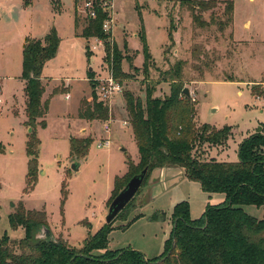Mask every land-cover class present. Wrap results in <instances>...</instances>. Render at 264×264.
<instances>
[{"label": "rangeland", "instance_id": "374dc122", "mask_svg": "<svg viewBox=\"0 0 264 264\" xmlns=\"http://www.w3.org/2000/svg\"><path fill=\"white\" fill-rule=\"evenodd\" d=\"M53 1L0 0V238L5 234L13 240L25 236L23 227L12 229L9 223V214L22 201L28 209L45 210L54 236H63L73 247L80 248L106 223L115 178L127 171V158H139L133 131L124 122H130L125 100L129 91L145 100L147 86H155L154 95H167L170 84L162 81L161 72L183 60L186 88L197 98L194 116L197 127L205 123L217 128L233 125L246 135L259 122H264V112H261L264 110V0H235L234 33L231 26L224 32L215 25L197 28L192 11L181 0H111L114 18L111 34L130 57L124 61V70L131 77L122 82L123 93L111 103L115 120L109 130L105 129V122L85 121L78 116L81 100L86 98L92 102L93 96L98 94V85L110 75L104 45L97 38L76 37L75 0H62L63 4L60 0L56 8ZM85 1L79 0L75 8V15L78 12L80 18L78 33L86 24ZM54 8L64 11L58 14ZM214 10L221 15L222 8ZM204 17L210 20L211 11ZM171 19L175 26L173 42L169 38ZM247 22L250 25L247 26ZM49 25L51 28L56 25L61 43L59 54L45 66L46 75L50 77L44 83L49 94L57 87L63 89L64 84L69 85L66 91L51 99L48 124L38 128L42 141L40 170L36 185L26 193L29 158L27 117L22 100V53L26 36L33 38L31 36L42 33ZM142 33L153 57L149 76L143 71ZM196 47L198 58L193 55ZM90 71L96 82L94 88ZM228 79L235 81H226ZM253 87L259 88L262 94L255 95ZM239 90L243 93L239 94ZM67 93L70 98H66ZM261 127L263 129L264 124ZM74 136L93 139L88 155L80 160L78 171L72 168L76 158L70 155V137ZM104 138L111 140L109 147L101 144ZM212 148L209 143L198 142L196 154L210 159ZM229 155L231 159L235 157L233 149ZM64 182L68 190L66 199L62 191ZM182 200L190 201L191 216L198 218L208 196L198 185L181 182L156 203L147 205L142 211L144 215L130 227L112 231L109 247L114 250L131 247L148 258L159 257L173 229L172 205ZM140 201L141 198H137L135 209ZM157 209L165 210L164 220L152 218ZM244 209L253 216L264 217V206L245 205ZM134 216L133 212L126 220H117L115 225H124Z\"/></svg>", "mask_w": 264, "mask_h": 264}, {"label": "trees", "instance_id": "16d2710c", "mask_svg": "<svg viewBox=\"0 0 264 264\" xmlns=\"http://www.w3.org/2000/svg\"><path fill=\"white\" fill-rule=\"evenodd\" d=\"M110 1L93 0L96 17L86 16V24L81 33H78L80 18L76 12L75 28L77 36L87 39L97 37L103 42L105 62L113 77L122 84L131 77L124 70V61L130 60V57L119 47L111 32L103 30L104 22L110 19ZM78 3L79 0H76V5ZM181 3L188 5L192 11L193 24L197 28L206 29L215 25L220 32H224L229 26L233 27L235 0H181ZM59 4L60 0L53 1L55 8ZM216 8H222L221 15L215 14ZM209 11L211 17L207 20L204 14ZM56 12L60 13L61 9L57 8ZM174 29L171 19V42L174 41ZM141 37L144 43L143 71L149 76L153 57L143 33ZM60 43L61 37L53 26L44 38L27 37L23 47L21 78L25 81L27 96L25 125L28 128L26 152L29 158L26 193L36 185L40 170L42 141L38 128H45L48 124L47 113L51 98L67 90L65 87H57L50 98L42 99L46 91L43 69L47 61L57 55ZM198 51L197 47L193 49V55L197 58L200 55ZM87 53H90L89 46ZM184 66L185 61L179 60L168 70L161 72L162 81L170 84V91L165 96L154 95L155 86H147L145 100L130 91L126 94V108L140 161L136 164L132 158H127L128 172L115 178L108 208L133 176L144 168H148V173L142 188L119 215L111 223L101 226L84 241L82 247L77 248L63 236L54 239L37 238L36 234L42 226L50 228L47 213L45 210L28 209L20 201L18 208L9 214V223L12 229L23 227L25 236L13 240L5 234L0 238V264H264V218L259 219L244 209L245 205L264 206V128L261 129L260 126L240 142L238 161H218L216 158L202 159L198 156L196 143L225 145L232 135V127L225 125L217 128L209 123L201 127L195 125V102L184 92ZM93 77V71H90L89 78L94 88L96 82ZM253 88L255 95L262 94L259 88ZM78 116L88 121L107 122L112 113L110 106L94 95L92 102L86 98L81 100ZM92 141L91 137H71V157L76 158L75 161L84 159ZM165 167L183 169L187 178L200 183L204 192L224 193L225 200L219 204H207L198 218H192L188 200L177 202L171 213L173 229L165 241V250L159 257L148 258L142 251L131 247L111 249V232L115 229H127L142 213L135 215L124 225H115L116 221L126 220L134 212L135 201L148 186L153 171ZM62 191L66 199L68 190L65 182ZM152 218L164 220L166 213L155 212Z\"/></svg>", "mask_w": 264, "mask_h": 264}, {"label": "crops", "instance_id": "0c3cea01", "mask_svg": "<svg viewBox=\"0 0 264 264\" xmlns=\"http://www.w3.org/2000/svg\"><path fill=\"white\" fill-rule=\"evenodd\" d=\"M61 2H62V0H61ZM29 4H31V3H29ZM62 4H63V2H62ZM74 6L76 8V0H75V5ZM75 8H74V14H73V22H74V33L76 35V28H75ZM63 11H64V9H62L61 12L58 13V14H61ZM246 25L248 26V25H250V23L247 22ZM54 26L56 27V25H54ZM50 29H51V25H49L47 27H44L42 33H40V34H38L36 36H31V37H33V38H44L46 36V34L50 31ZM232 29H233V33H234V24H233ZM57 30H58V28H57ZM58 33H59V31H58ZM76 37H78V36H76ZM26 38H27V36H26ZM26 38H25V40H26ZM92 38H97V37H92ZM97 41L99 43H102L98 38H97ZM94 48H96V46H94ZM57 54H59V50H58V53ZM104 56H105V51H104ZM22 57H23V53H22ZM50 60H52V59H50ZM50 60L47 61V62L49 63ZM22 62H23V58H22ZM46 64H45V66H46ZM45 66H44L43 74H42V77H43V80L44 81L45 80H49V77H50V76L46 75V69H47V67H45ZM21 82H22L23 91H24L23 94H22V100H23V104H24V111H25V114H26V117H27V113H26L27 96H26V93H25V90H24L25 89V81L23 79H21ZM237 82H239V81H237ZM66 85L64 84V87L65 88H67L69 84L66 83ZM240 92H241V94L243 93L241 90H239V94H240ZM50 95L51 94H49L47 92V89H46V91H45L42 99L43 100H46V99L50 98ZM255 98L257 99L258 97H255ZM15 101L18 102V97L17 96L15 97ZM1 102H2V100H1ZM50 104H51V100H50ZM14 106H16L18 108V105L14 104ZM110 109H111L112 117L110 118V120H108V122H110V124H111V122H113L115 120V118H114V114L115 113H114L113 105L112 104L110 106ZM14 111L16 113H18V110H15L14 109ZM49 111H50V106H49ZM78 112H79V110H78ZM261 112H264V110H261ZM48 115H49V112L47 113V117H48ZM82 120H84V119H82ZM85 121H88V120H85ZM102 122H105L106 123V121H102ZM124 122L126 123V121H124ZM261 124H264V122H259L258 125H257V127L254 130H252V131H248L246 133V135H243L241 132H239L238 128H236L235 126L230 125L232 127V135H231V137L229 138V140L227 141V143L225 145L219 144V145L213 146L212 150L210 149V153H211L210 158H216L218 161H230V162L238 161V148H239L240 142L245 137H247L250 133L255 132L256 130H258L260 128ZM126 125H128V126L131 127V124H130L129 121L127 122ZM212 126H215V125H212ZM131 129H132V127H131ZM84 130L87 131L86 129H84ZM133 136H134V134H133ZM74 137L82 138L81 136H74ZM135 142H136V140H135ZM232 149L234 150V152L236 154L233 159H231L230 158V155H229V151H231ZM133 161L136 162V164H137L140 161V154H139V158H137V159H135ZM81 164H80V168H81ZM127 172H128V167H127V171L123 175H125ZM123 175H121V176H123ZM183 181L192 182L194 185H198L200 187V189L202 190L200 183L188 179L187 176H186V174H185V172H184V170L181 169V168L165 167V168L155 169L153 171L151 177H150L148 186H146L143 189V191L137 197L138 199L141 198V201H140V204H138L137 208L134 210V214L137 215V214L142 213V215H144V212H142V211L144 210V208L147 205L156 203V201L160 197H162L168 190L172 189L173 187L177 186L178 184H180ZM113 189H114V187H113ZM113 189H112V191H113ZM206 194L208 196V202H207V204H209V203H211V204H219V203H221V202L224 201V195H225L224 193H212V194L206 193ZM111 195H112V192L110 194V197H111ZM214 195H216V196H215L214 202H212V199H213ZM110 197H109V199H110ZM175 204L176 203H174L172 205V210H173ZM207 204L205 205V209H206ZM205 209H204V211H205ZM156 211L157 212H162V211H165V210L164 209H161V210H158L157 209ZM203 212L201 213V215L203 214ZM171 213H172V211H171ZM256 217L259 218V219H263L264 218V217L262 218L260 216H256Z\"/></svg>", "mask_w": 264, "mask_h": 264}, {"label": "water", "instance_id": "95a60500", "mask_svg": "<svg viewBox=\"0 0 264 264\" xmlns=\"http://www.w3.org/2000/svg\"><path fill=\"white\" fill-rule=\"evenodd\" d=\"M184 92L187 96H190L189 88H185ZM80 164L81 163L79 161H76L75 163L72 164V168L78 171L80 170ZM147 173H148V168H144L139 174L133 176L129 180L127 185L114 198L108 209L106 223H111L137 195V193L143 186ZM12 206H14V203L12 204ZM36 237L41 239L55 238L54 234L52 233V230L46 226H42L39 229L38 233L36 234Z\"/></svg>", "mask_w": 264, "mask_h": 264}, {"label": "built area", "instance_id": "2783aa9c", "mask_svg": "<svg viewBox=\"0 0 264 264\" xmlns=\"http://www.w3.org/2000/svg\"><path fill=\"white\" fill-rule=\"evenodd\" d=\"M112 7H113V5L111 3V5L108 7V10L110 12V19L106 20L103 24V30L107 33L111 32V29L113 26V21H114V18L112 17V13H111ZM84 10L87 13V15H89L90 17H93V18L96 17V12L94 10L93 0H86L85 1ZM122 93H123L122 84L120 82H118L113 77V75L110 71V75L98 85L97 98L99 101H102L104 104L111 106L113 99L117 95H121ZM69 97H70V95L66 94V98H69ZM190 97H191L192 101H194V102L197 100L196 94L193 92H190ZM0 102H1V99H0ZM105 124H106L105 129L109 130L110 129V122L107 121ZM101 144L109 147L111 145V140L109 138H104L101 140Z\"/></svg>", "mask_w": 264, "mask_h": 264}]
</instances>
